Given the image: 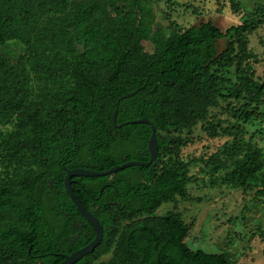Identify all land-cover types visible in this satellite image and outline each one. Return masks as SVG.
Returning <instances> with one entry per match:
<instances>
[{"label":"trees","instance_id":"obj_1","mask_svg":"<svg viewBox=\"0 0 264 264\" xmlns=\"http://www.w3.org/2000/svg\"><path fill=\"white\" fill-rule=\"evenodd\" d=\"M152 21L147 0H0V43L24 47L15 63L0 57V264H58L93 240L64 191L63 168L101 172L147 161L151 127L119 126L140 118L155 127V163L72 178L76 197L105 229L76 264H235L224 252L190 249L179 213L155 212L187 200L190 163L174 157L190 142L183 132L209 108L223 100L235 120L224 128L207 122L212 138L264 121V80H254L247 38L262 21L251 17L224 31L211 22L180 30L173 22L168 35L152 31ZM228 67L237 74L230 88L220 76ZM135 90L118 103L113 125L118 98ZM262 157L235 137L204 161L210 186H253L264 197Z\"/></svg>","mask_w":264,"mask_h":264},{"label":"rangeland","instance_id":"obj_2","mask_svg":"<svg viewBox=\"0 0 264 264\" xmlns=\"http://www.w3.org/2000/svg\"><path fill=\"white\" fill-rule=\"evenodd\" d=\"M85 1V0H82ZM153 17L152 31L160 30L168 35L176 23L185 30L200 23L211 22L224 31L230 26L245 23L251 17L262 23L247 35L248 49L255 56L249 60L254 80H264V15L256 14L264 9V0H147ZM144 51L153 52L150 41L142 42ZM226 48L224 39L217 41L218 52ZM24 54V47L17 41L0 43V57L15 63ZM236 68L221 71L222 84L230 88L236 83ZM224 94H227L223 90ZM230 103L237 106L234 99ZM227 102L220 100L217 107L208 109V116L181 137L190 142L179 149L176 161L190 163L187 200L178 197L173 203L162 204L155 212L161 216L167 212L179 213L183 223L189 227L184 242L192 250L208 253H226L235 264H264V197L256 196L257 188L225 185L210 186V175L204 161L235 137L245 143L255 144L262 151L264 168V121L256 119L254 127L241 125L244 133L231 136L211 137L204 131L207 122L218 123L220 128L235 123L225 112ZM240 126V125H239ZM257 131V133H254ZM261 132V133H259ZM164 159H166L164 157ZM108 258L105 255L101 260Z\"/></svg>","mask_w":264,"mask_h":264},{"label":"water","instance_id":"obj_3","mask_svg":"<svg viewBox=\"0 0 264 264\" xmlns=\"http://www.w3.org/2000/svg\"><path fill=\"white\" fill-rule=\"evenodd\" d=\"M81 51H83V46H77ZM135 93H137V90L128 93L126 95H123L118 98L117 100V105L116 108L112 114V123L115 125L117 113H118V103L126 99L128 97L133 96ZM134 124H146L151 127V136L148 140V155L149 159L147 162H138V161H127L124 162L123 164L116 165L106 171H93L89 169H84V168H77V169H67L63 168L65 172V177L63 180V186L66 194L68 195L69 199L73 203V205L76 208V211L79 213L80 217L90 226L92 227L95 236L93 240L87 244L86 246L82 247L81 249L71 253L70 255H64L63 260L58 263V264H76L79 260H81L84 256L91 254L94 249L99 245L100 241L102 240L103 237V227L98 221V219L93 216L90 212L86 210V208L80 203L78 198L76 197L75 193L73 192L71 188V179L74 177H84V178H95V177H104V176H109L112 174H115L116 172H119L125 168L129 167H135V166H140V167H148L149 165L155 163V160L157 158V153H158V145H157V136L155 133V127L153 124L146 118H140L137 120H132V121H127L123 122L119 126H126V125H134ZM118 126V127H119Z\"/></svg>","mask_w":264,"mask_h":264},{"label":"flooded vegetation","instance_id":"obj_4","mask_svg":"<svg viewBox=\"0 0 264 264\" xmlns=\"http://www.w3.org/2000/svg\"><path fill=\"white\" fill-rule=\"evenodd\" d=\"M127 157H128V154H125V155L122 156L123 159H126ZM148 159H149V157H148ZM147 161H148V160H147ZM147 161H144V162H147ZM126 162H127V161H126ZM138 162H143V161H138ZM80 164H81V162H80ZM122 164H123V163H122ZM86 166H87V165L84 166V169H86ZM149 166H150V165H149ZM149 166H148V167H149ZM136 167H137V166H136ZM138 167H140V166H138ZM145 168H147V167H145ZM75 169H77V168H75ZM70 170H71V169H70ZM63 180H64V179H63ZM71 182H72V179H71ZM49 185H51V181H49ZM63 188H64V186H63ZM64 191H65V190H64ZM65 193H66V192H65ZM66 195H67V194H66ZM67 196H68V195H67ZM68 198H69V197H68ZM87 211H88V210H87ZM88 212H89V211H88ZM92 215H93V214H92ZM93 216H94V215H93ZM81 219H82V218H81ZM82 220H83V219H82ZM83 221H84V220H83ZM98 221H99V220H98ZM91 228H92V227H91ZM104 230H105V229L103 228V235H104ZM94 235H95V233H94ZM77 238H78V236L76 235V236H74L72 239H73V241H75V240H77ZM102 238H103V237H102ZM88 244H89V243H88ZM80 249H81V248H80ZM78 250H79V249H78ZM76 251H77V250H76ZM74 252H75V251H74ZM72 253H73V252H72ZM70 254H71V253H70ZM70 254H69V255H70ZM35 256H36V255H34L33 257H35ZM63 256H64V255H62V260H63ZM62 260H61V261H62ZM61 261H60V262H61ZM60 262H59V263H60Z\"/></svg>","mask_w":264,"mask_h":264}]
</instances>
